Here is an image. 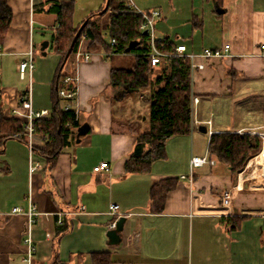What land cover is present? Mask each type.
I'll list each match as a JSON object with an SVG mask.
<instances>
[{"label": "crops", "instance_id": "obj_1", "mask_svg": "<svg viewBox=\"0 0 264 264\" xmlns=\"http://www.w3.org/2000/svg\"><path fill=\"white\" fill-rule=\"evenodd\" d=\"M6 1L13 18L1 46L0 109L9 116L31 91L33 109L51 111L53 82L61 62L55 52L53 64L47 62L58 27L54 5L72 3L74 23L79 25L108 6L107 1ZM150 6L144 12L161 13L155 21L157 36L185 45L190 53L230 45L226 57L199 58L197 63L204 69L191 72L193 99H199L191 133L171 138L167 159L155 162L151 173L126 174L125 163L136 144L134 131L148 130L144 95L149 90L113 88L112 69H127V65L115 66L118 55L92 52L88 39H83L81 56L74 59V108L80 127L54 169L48 170L33 151L45 147L38 133L27 142L8 140L0 153V264H92L95 252H110L114 264H264V123L226 128L215 123L212 112L218 102L243 92L239 89L244 84L264 78L260 49L264 0H224L222 6L213 0H155ZM110 14L101 18L103 30ZM43 41L49 42L45 56L39 45ZM30 53L34 69L22 79L18 68ZM122 56L130 57L132 68L135 57ZM27 78L28 83H23ZM84 125L87 130L78 137ZM225 131L263 137L258 159L262 170L253 161L251 177L243 172L235 176L229 166L216 161L196 169L193 183L181 179L190 172L193 156L207 154L210 136ZM103 162L109 163V171L94 172ZM33 163L39 166L31 172ZM167 178L179 182L168 194L163 213L157 214L151 210L150 189ZM227 191L233 192V200L223 208L221 197ZM31 204L39 212L32 224ZM111 204L119 206L115 215L110 214ZM16 208L22 212L14 213ZM117 216L126 220L122 242L111 246L107 234ZM28 238L34 250L31 261Z\"/></svg>", "mask_w": 264, "mask_h": 264}, {"label": "trees", "instance_id": "obj_2", "mask_svg": "<svg viewBox=\"0 0 264 264\" xmlns=\"http://www.w3.org/2000/svg\"><path fill=\"white\" fill-rule=\"evenodd\" d=\"M106 6L98 13L86 18L87 25L82 36L88 39V50H102L108 55L132 54L134 65L130 70L113 68L111 84L113 88L129 87L135 91H147L145 103L149 108L148 130L136 133L133 154L125 163V173L131 175L149 174L155 162L167 159V142L175 136L189 135L193 126L192 115V78L191 62L186 57L173 56L163 59L159 65H151L152 47L150 39L144 35L143 16L129 7L128 0H106ZM223 4L224 0H213ZM53 13L57 15V31L51 47L61 57L52 87V109L47 118L33 121L35 132L44 138V149L33 150L45 161L48 170H53L63 150L71 144L75 131L80 127L74 100L59 95L61 90L68 93L77 91V83H65L68 77H75V55L81 38L76 42L72 54L63 66L71 43L84 20L79 25L74 23V5L72 3L55 4ZM110 14L106 30L102 29L101 18ZM13 18L12 10L6 0H0V46H3ZM115 39L113 46L107 39ZM131 47L130 51L128 49ZM176 46L165 39V51L170 52ZM70 108L66 109V106ZM27 142L28 130L22 118L13 114L5 116L0 109V153L10 139ZM263 150V137L252 133L225 131L213 133L209 139L208 154L211 159L224 163L237 176L242 173L251 159ZM177 178H167L154 183L150 189L151 210L163 213L168 194L177 188ZM63 228L59 233H63ZM92 264H114L110 252L91 254Z\"/></svg>", "mask_w": 264, "mask_h": 264}, {"label": "built area", "instance_id": "obj_3", "mask_svg": "<svg viewBox=\"0 0 264 264\" xmlns=\"http://www.w3.org/2000/svg\"><path fill=\"white\" fill-rule=\"evenodd\" d=\"M128 3H129V7L131 9H133L135 12H137L143 16L144 22H143L141 28H142V30L147 32V36L150 39V44L152 47V54H151V65L152 66L159 65L163 59L171 58L173 56H180V57H186L190 60L191 72H192L196 69H199V70L204 69V67H205L204 64H198L197 63V60L199 58L214 59V58H224L227 56L226 52L229 51L230 45H225L224 48H222V49H215V50L207 49V50H204V52L202 54H195V53L188 52L187 47L183 44H180V45L174 46L170 52H166L164 49L165 48V39L158 37L156 35V30H155V21H156V19L160 18V16H161L160 11H152V12L146 13L144 11H140L136 7V5L133 3L132 0H128ZM86 38H87L86 35H83L81 38V41L83 39H86ZM109 42L113 46L117 45V41L115 39H110ZM80 45H81V42H80ZM80 45H79V47H80ZM260 49H261V57L264 58V44L261 45ZM1 54H2V47L0 46V55ZM80 56H81V51H80V48H78V51L76 53L77 59H79ZM33 69H34V61H33L32 53H30L29 60L25 61L19 65L18 70H19L21 78L24 79L26 74L31 75ZM70 81H75L77 83V76L68 77L65 79L64 82L67 83ZM59 95L63 98L72 99V98L76 97L77 91H75L73 93H68L65 90H61L59 92ZM198 103H199V99L194 98L192 101V115L193 116L197 113L195 107ZM68 108H70V105L66 106V109H68ZM50 113L51 112L49 110L35 111L33 109L31 91H29L21 99V107L18 109H14L12 111L13 115L19 116L24 120L26 127H27V130H28V137L29 138H33V136L36 133L35 129L33 127L34 119H36V118H47L50 116ZM208 124L210 125L211 122H208ZM211 134H212V132H211ZM262 151H261V153H262ZM261 153L259 155H257L256 157H254V160L251 159V161L247 165L248 169L251 168V165H253V161H255L254 164L256 165V167L259 168L260 170H262L261 169L262 166H260L258 164V161H259L258 159L261 156ZM31 161H32V158H31ZM215 164H216V161L209 157L208 152L204 156H193L190 160V174L188 176H182L181 179H184V180L188 179L190 181V183H193L196 169L201 168L205 165H212L213 166ZM38 166L39 165L37 163L31 164V172L35 171L38 168ZM109 169H110L109 163L103 162L94 168V172L109 171ZM251 174H253V171ZM232 200H233V192L232 191L225 192L223 194V196L221 197V206L223 208L230 206L232 203ZM118 210H119V206L116 204H111L109 207L110 214L115 215ZM19 212H22V210L20 208L14 209V213H19ZM37 216H39L37 206L35 204H31L29 212H28V217H29V221L31 224L36 221L35 218ZM118 220H119V218L117 216L116 220L112 224V228H115L116 222ZM59 223H61V221H59ZM26 243L29 245V247L31 249V251L29 253V258H28V261H31L33 251H34L32 248V239L28 238L26 240Z\"/></svg>", "mask_w": 264, "mask_h": 264}, {"label": "rangeland", "instance_id": "obj_4", "mask_svg": "<svg viewBox=\"0 0 264 264\" xmlns=\"http://www.w3.org/2000/svg\"><path fill=\"white\" fill-rule=\"evenodd\" d=\"M154 1L155 0H134L137 8L140 11H145V9H149L151 7L150 5ZM157 33L158 32L156 31V35ZM44 42L45 41L39 43V45L41 46ZM48 51L49 53L53 54L49 55V59H47L48 64L51 65L53 64L51 56H54L55 53L51 46L48 48ZM118 56L119 58H117L114 63L115 66L119 67L127 65V69L130 70L132 64V62L129 61L130 57H124L122 55ZM23 83H28V78ZM249 86L247 85V83L244 84L242 88L239 89L243 92H236L233 98H227L225 102H218L216 104L214 110L212 111L213 119L216 124H220L226 128H232L239 127L242 125L253 126L254 123H264V78L253 79L252 82H249ZM146 107L148 108L147 105ZM171 162H173V160ZM171 162L162 163L166 164V166H171L170 164H173ZM247 167L248 166H246V168L244 169V171L246 172L243 171V173H245V175H248V177H251V175H253L251 174L253 171V165H251L250 169H248ZM258 173L261 174L263 172L259 170ZM189 174L190 172L188 171L184 174V176H188Z\"/></svg>", "mask_w": 264, "mask_h": 264}, {"label": "water", "instance_id": "obj_5", "mask_svg": "<svg viewBox=\"0 0 264 264\" xmlns=\"http://www.w3.org/2000/svg\"><path fill=\"white\" fill-rule=\"evenodd\" d=\"M108 9V6H106V8L103 10V12H101L100 14L104 13L106 10ZM88 20H86L81 27L79 28L78 32L76 33L71 46L69 48V50L67 51V54L65 56L64 62H63V66L65 65V63L67 62L68 58L70 57V55L73 52V49L75 47L76 42L79 40V38L82 36V31L85 28V26L87 25ZM144 35H147V32L144 31ZM133 45H135V43H133L130 48L128 49V51H130L131 47H133ZM49 46V42L45 41L42 45H41V51L43 53V55H46V49ZM87 130V125L82 126L79 130H78V137H80L81 135L85 134ZM205 132V130H204ZM125 218L121 217L119 218V220L116 222V226L115 228H113L112 230H110L107 234L108 239H109V243L111 246H118L121 244L122 242V232L124 229V224H125Z\"/></svg>", "mask_w": 264, "mask_h": 264}, {"label": "bare ground", "instance_id": "obj_6", "mask_svg": "<svg viewBox=\"0 0 264 264\" xmlns=\"http://www.w3.org/2000/svg\"><path fill=\"white\" fill-rule=\"evenodd\" d=\"M263 159H264V152H263V155H262Z\"/></svg>", "mask_w": 264, "mask_h": 264}]
</instances>
